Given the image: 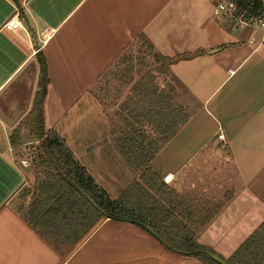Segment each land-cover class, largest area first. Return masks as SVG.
<instances>
[{
	"label": "crops",
	"instance_id": "0c3cea01",
	"mask_svg": "<svg viewBox=\"0 0 264 264\" xmlns=\"http://www.w3.org/2000/svg\"><path fill=\"white\" fill-rule=\"evenodd\" d=\"M218 1L0 0V264H202L130 222L102 218L60 253L24 220L29 198L19 190L34 175L15 149L28 131L15 146L10 135L38 91L39 56L48 77L44 131L56 133L112 199L138 173L113 144L98 81L136 41L147 54L172 58L169 71L196 107L152 169L205 202L229 196L197 236L222 259L264 221V34L215 15ZM16 11L21 26L1 28ZM225 158L230 171L216 174L210 164Z\"/></svg>",
	"mask_w": 264,
	"mask_h": 264
},
{
	"label": "trees",
	"instance_id": "16d2710c",
	"mask_svg": "<svg viewBox=\"0 0 264 264\" xmlns=\"http://www.w3.org/2000/svg\"><path fill=\"white\" fill-rule=\"evenodd\" d=\"M226 1L246 16L264 14L262 0ZM153 58L154 69H147L134 82L131 57L124 55L98 81L101 97L97 99L108 115L113 144L138 173L112 199L76 161L64 141L56 133L44 131L43 100L48 77L46 65L39 56L38 91L26 123L18 125L10 135V142L15 146L21 139V129L26 128L37 142L29 155L34 182L20 188V197L29 198L20 210L28 225L60 253L74 247L100 219L108 218L151 230L168 248L190 255L202 264H219L212 258L217 255L200 244L197 236L229 196L205 202L193 191L179 192L150 165L192 114L169 89L171 82L178 84L168 68L172 58L158 54H153ZM122 64V71H117ZM159 76H163L164 87L157 81ZM109 85L112 86L106 91ZM109 108H114L112 113ZM222 260L226 264H264V221L230 257Z\"/></svg>",
	"mask_w": 264,
	"mask_h": 264
},
{
	"label": "rangeland",
	"instance_id": "374dc122",
	"mask_svg": "<svg viewBox=\"0 0 264 264\" xmlns=\"http://www.w3.org/2000/svg\"><path fill=\"white\" fill-rule=\"evenodd\" d=\"M247 29H250V28H247ZM124 56L131 57L130 65L133 68V72H132L133 82L135 80L139 79L141 77V75L147 69L153 70L155 67V59L153 58L152 54L146 53V44H144L143 42L136 41L135 43H133L132 46H130L126 50V54H124ZM120 61H121V59L119 60V62ZM144 63H146V65ZM122 69H123V64L120 65V68L117 71H122ZM163 80H164L163 76H159L157 78V81L161 83L162 87H164V84H163L164 81ZM113 85H115V84H113ZM117 85L120 86V83ZM110 86H112V85L106 86V91L110 90ZM169 89L172 90L173 95L177 94L178 99H180L184 104H186L188 106L189 111L195 109L196 104L187 95H185L184 92H182V89L178 86V84L176 82H171ZM126 90H128V88ZM126 92H128V91H126ZM121 100L122 99L120 98L119 101H121ZM113 109L114 108H112V109L109 108V111L111 112ZM191 113H192V111H191ZM27 115L28 114H26V116ZM26 116L22 117L19 120L20 121L19 125H24V123H26ZM25 141L26 142L30 141L31 144L30 145L27 144V145L22 146V144ZM33 141H35V140L31 136H29L27 133H26V135L22 134L21 147H17V149H15L16 153L19 155V158H26V159H28V162H29V160H30L29 155H31V153L34 151V149L32 147L37 145V142H33ZM211 167L216 169V174H223V173L226 174L228 171H230V167L228 165L227 158H225L224 161L222 159H218L217 165H215L213 167V165L210 164V168ZM27 169L32 171V167L30 166V162H29V165L27 166ZM200 185H203V183H200Z\"/></svg>",
	"mask_w": 264,
	"mask_h": 264
},
{
	"label": "built area",
	"instance_id": "2783aa9c",
	"mask_svg": "<svg viewBox=\"0 0 264 264\" xmlns=\"http://www.w3.org/2000/svg\"><path fill=\"white\" fill-rule=\"evenodd\" d=\"M213 13L215 15H224L226 20L229 22L238 23L249 27H255L264 34V14L255 17L246 16L244 15V13L236 12L234 5L230 2H227L226 0H219L214 7ZM20 26L21 21L18 18V13L16 11L13 15L8 17L3 22L1 28L11 31L19 28ZM216 138L220 141L219 148L222 150L226 149L224 135L222 133H218L216 135Z\"/></svg>",
	"mask_w": 264,
	"mask_h": 264
},
{
	"label": "water",
	"instance_id": "95a60500",
	"mask_svg": "<svg viewBox=\"0 0 264 264\" xmlns=\"http://www.w3.org/2000/svg\"><path fill=\"white\" fill-rule=\"evenodd\" d=\"M262 4H263V13H264V0H262ZM157 235V234H156ZM212 258L218 262L219 264H226L221 258L217 257V256H214L212 255Z\"/></svg>",
	"mask_w": 264,
	"mask_h": 264
}]
</instances>
